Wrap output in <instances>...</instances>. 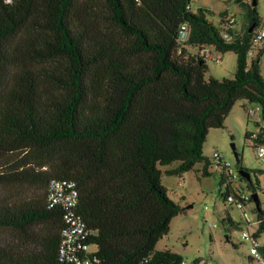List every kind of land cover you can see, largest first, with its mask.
<instances>
[{"label": "trees", "instance_id": "16d2710c", "mask_svg": "<svg viewBox=\"0 0 264 264\" xmlns=\"http://www.w3.org/2000/svg\"><path fill=\"white\" fill-rule=\"evenodd\" d=\"M191 2L0 0V165L28 153L0 174V185L28 183L45 192L17 206L0 200V229L34 243L26 252L0 246V264H60L66 213L47 207L55 179L77 184V214L100 264L185 261L156 250L181 213L162 176L183 175L198 164L212 176L204 145L212 129L225 127L238 101L259 105L264 121V47L249 59L258 0H237L248 19L240 31L231 27L228 11L216 25L208 18L215 13L194 11ZM185 24L189 39L181 49ZM228 27L232 40L221 35ZM205 47L236 54L233 79H206ZM173 163L175 169H162ZM241 163L239 156L237 171L250 174ZM218 173L227 203L231 184ZM240 181L252 183L251 176ZM258 221L260 238L261 203ZM260 251L264 255V245Z\"/></svg>", "mask_w": 264, "mask_h": 264}, {"label": "rangeland", "instance_id": "374dc122", "mask_svg": "<svg viewBox=\"0 0 264 264\" xmlns=\"http://www.w3.org/2000/svg\"><path fill=\"white\" fill-rule=\"evenodd\" d=\"M252 0H244L250 2ZM192 8H208L215 16L208 18L216 25L220 13L228 11L235 18L236 28L244 30L248 24L247 11L237 3V0H192ZM258 15L264 18V0H258L256 6ZM221 59L217 64L207 62L206 79L211 77L223 80L233 79L237 70V56L234 52L221 54L214 48H209ZM192 51V50H190ZM193 53V51H192ZM258 52L254 53V57ZM251 60H249V64ZM260 68L264 75V53ZM255 111V114L252 112ZM261 108L257 104L238 101L225 121L222 129H212L204 145V155L212 161L216 152L230 163L234 170H239L236 153L242 158L241 166L250 172L251 181L243 183L245 192L252 194L249 187H254L259 196L261 208L264 211V166L256 156L253 144L247 140V133H255L259 125H263ZM235 147V149H234ZM28 159V153H16L0 165V174L11 167ZM178 163L162 167L164 170L175 169ZM203 164L195 166L194 170L182 175H163L162 184L168 189L170 198L179 204L181 213L172 220L169 233L156 246L157 251H171L179 254L186 263L194 264H258L251 257V243L242 239V233H251L258 229V209L256 203L249 202L247 207L251 223L245 225L241 213L225 203L220 192L225 193L226 187H220V174L211 168L212 176L203 174ZM22 170V169H20ZM185 179L181 183V179ZM44 190L28 183H13L0 185V200L12 205L27 203L36 197H42ZM230 218L235 225L230 226L224 220ZM264 245V233L259 238ZM0 246L11 247L22 252L34 248V243L25 241L16 231L0 229ZM95 250V247H92Z\"/></svg>", "mask_w": 264, "mask_h": 264}, {"label": "built area", "instance_id": "2783aa9c", "mask_svg": "<svg viewBox=\"0 0 264 264\" xmlns=\"http://www.w3.org/2000/svg\"><path fill=\"white\" fill-rule=\"evenodd\" d=\"M229 21L231 27L233 26V28L238 30L236 28L235 18L230 17ZM253 32L255 34L253 37L254 50L249 52V59H253L254 53L257 52V49H262L264 47V18L260 17L258 23L255 24ZM221 35L226 40H232V36L229 33V27L222 30ZM188 39L189 27L185 24L182 26L179 35L181 49L185 46ZM209 48L213 47L203 48L201 50V55L205 60L208 59L217 64L221 63V59ZM181 49L180 52H182ZM252 114H255V111H253ZM250 141L255 148L257 158L264 166V124L259 125V130L257 132L250 133ZM213 164L218 172L224 173L227 182L231 184L232 192L226 199L227 204L237 209L241 213L242 222L246 226L249 225L251 223V217L247 205L249 202H253L252 196L254 193L248 194L245 192L242 185L243 183L240 181L241 174L237 170H234L231 164L226 162L224 157L218 152L214 154ZM184 181L185 179L182 177L181 183H184ZM78 203L79 191L77 184L74 181L55 179L50 182L47 192L48 209L52 210L59 207L66 213V225L61 232L59 262L60 264H100V261L97 258L91 256L94 252V250H92L93 246L88 242L91 232L81 216L77 214ZM257 230L253 233L244 231L242 233V239L251 243V257L253 261H256L258 264H264V255L260 251L262 244L256 236ZM182 264L188 263L183 261Z\"/></svg>", "mask_w": 264, "mask_h": 264}, {"label": "water", "instance_id": "95a60500", "mask_svg": "<svg viewBox=\"0 0 264 264\" xmlns=\"http://www.w3.org/2000/svg\"><path fill=\"white\" fill-rule=\"evenodd\" d=\"M257 4L255 3V6H256ZM254 27H255V25H253L252 26V28H251V32L253 31V29H254ZM234 149H235V147H234ZM236 158H237V163H239V156H238V154L236 153ZM240 174H241V176L243 177V178H245V179H247V180H249L250 179V174H247V173H245L244 171H241L240 172ZM253 201L256 203V205H257V209H259V207H260V199H259V196H258V194H253Z\"/></svg>", "mask_w": 264, "mask_h": 264}, {"label": "crops", "instance_id": "0c3cea01", "mask_svg": "<svg viewBox=\"0 0 264 264\" xmlns=\"http://www.w3.org/2000/svg\"><path fill=\"white\" fill-rule=\"evenodd\" d=\"M165 175V174H164Z\"/></svg>", "mask_w": 264, "mask_h": 264}]
</instances>
